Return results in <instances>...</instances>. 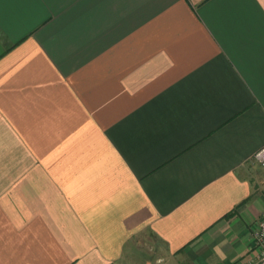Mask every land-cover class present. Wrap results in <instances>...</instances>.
Segmentation results:
<instances>
[{"label":"crops","instance_id":"crops-1","mask_svg":"<svg viewBox=\"0 0 264 264\" xmlns=\"http://www.w3.org/2000/svg\"><path fill=\"white\" fill-rule=\"evenodd\" d=\"M262 148L264 0H0V264H240Z\"/></svg>","mask_w":264,"mask_h":264},{"label":"built area","instance_id":"built-area-1","mask_svg":"<svg viewBox=\"0 0 264 264\" xmlns=\"http://www.w3.org/2000/svg\"><path fill=\"white\" fill-rule=\"evenodd\" d=\"M264 171V148L254 156ZM254 253L240 264H264V213L253 230Z\"/></svg>","mask_w":264,"mask_h":264},{"label":"rangeland","instance_id":"rangeland-1","mask_svg":"<svg viewBox=\"0 0 264 264\" xmlns=\"http://www.w3.org/2000/svg\"><path fill=\"white\" fill-rule=\"evenodd\" d=\"M146 239H141V241H140V243H138V244H143V246L141 247V248H139V250H143L144 251V253H147L146 255H149V257H151V259H152V257H158V255H156V256H153V253L155 254V253H159L160 252V249H157L156 247H155V245L151 242L152 240H153V238L152 239H149L148 241L146 240ZM139 241V239L136 241V242H138ZM144 241V242H143ZM137 253H140V252H137ZM142 253V252H141ZM157 253V254H158ZM142 257H144L145 259H146V256L144 255V254H142L141 255ZM137 257H138V261L139 262H142V258H139L140 256H139V254H137ZM155 261H157V259L155 258V259H153V261H150V263L151 264H155Z\"/></svg>","mask_w":264,"mask_h":264},{"label":"trees","instance_id":"trees-1","mask_svg":"<svg viewBox=\"0 0 264 264\" xmlns=\"http://www.w3.org/2000/svg\"><path fill=\"white\" fill-rule=\"evenodd\" d=\"M235 212V210L232 212V213H230L229 215H226L224 218H229L231 215H233V213Z\"/></svg>","mask_w":264,"mask_h":264}]
</instances>
